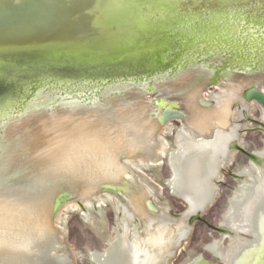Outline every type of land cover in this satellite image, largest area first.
<instances>
[{"label": "rangeland", "instance_id": "obj_1", "mask_svg": "<svg viewBox=\"0 0 264 264\" xmlns=\"http://www.w3.org/2000/svg\"><path fill=\"white\" fill-rule=\"evenodd\" d=\"M223 12L225 10L211 11L209 18L204 16V19L191 14L185 23L174 20L180 17L179 14H169L163 26L165 34L159 29L160 26L155 29L156 35L147 41L150 47L148 51L126 56L118 62L93 64L92 67L86 63H40L4 70L2 74L5 76L0 78V183L6 179L16 182L17 188L27 189L30 193H51L53 196L61 194L63 190L72 192L77 183L78 174L50 167L53 155L35 151L25 133L20 131L12 136L7 135L8 127L22 119L40 114L53 116L57 110L91 112L98 119H104L106 112H112L110 106L116 100H131L130 103L134 104L144 101L147 109L143 115L147 116L148 107L156 106L166 83L176 81L187 73H195L196 80L175 90L171 96L182 97L196 83L204 82L207 87L202 99L206 102L228 95L222 87L231 85L239 74L264 75V17L252 14L250 18H245L243 14H237L230 19ZM207 20H221V24H216L219 25L217 29L209 26L210 30H205L203 27L208 26ZM226 27L234 30L228 31ZM163 38L167 41L166 45L162 44ZM162 49L168 52L159 62L157 56ZM262 91L264 93V88ZM250 105L242 119L240 107L234 106L232 126L225 136L229 132L231 134L223 141L240 136L238 146L256 156V153L264 152V108L255 100ZM106 106L109 108L104 110ZM35 127L32 125L31 129ZM182 135L192 141L181 140ZM212 136L206 139H212ZM157 138L156 157L121 158V163L127 168L125 179L135 180L149 194L154 193L152 203L158 207L170 206L171 214L179 218L187 210L188 204L175 196L170 185L175 177L173 156L199 148L203 138L190 130L183 120L171 121L163 126ZM232 151L227 162L218 157L220 177L212 182L216 191L215 201L199 213L200 220L190 218L188 223L192 232L181 240V246L178 241L174 249L176 253L167 264H189L200 257L213 264H264L263 169L243 152L237 149ZM16 165L24 167L25 172L12 177L6 175L5 171L13 173L15 168L12 167ZM213 166L214 163H211L208 169L211 171ZM252 168L259 170L260 174L255 171V180L249 182L250 179L243 173ZM244 183L253 184L255 191L251 196L253 203L247 214V223L243 230L239 227L237 231L252 233V242L239 253L238 245H245L239 232L236 236L229 234L220 248L229 257L224 263L208 248L215 240L222 241L224 234L213 228H221V224L226 222L225 217L232 208L230 202ZM125 197L126 200H120L114 195L100 194L87 202L65 205L55 220L63 249L56 251L54 258H68L72 264H97L94 253L104 254L116 239V232L121 231V225L125 223L130 225L129 235L134 241L132 234L141 230V222L137 217L130 216L129 198L127 195Z\"/></svg>", "mask_w": 264, "mask_h": 264}, {"label": "bare ground", "instance_id": "obj_2", "mask_svg": "<svg viewBox=\"0 0 264 264\" xmlns=\"http://www.w3.org/2000/svg\"><path fill=\"white\" fill-rule=\"evenodd\" d=\"M241 1L243 0L239 2ZM112 9L113 23L111 21L103 25L110 24L117 29L116 36H112L114 45H133L140 37L139 30L146 23L149 11L145 12L140 0H117L110 8ZM245 9L235 8L239 13L229 11L228 16L233 19L237 14H243ZM214 13L212 15H216ZM223 14L227 15L226 12ZM220 22L221 20L210 21L203 29H217L219 25L216 24ZM226 28L228 31L234 30ZM195 80V73H187L176 81L166 83L162 88L164 92L160 95L158 106H149L147 116L143 115V111L147 109L144 101L134 104L130 103L131 100H116L110 106L113 108L112 112H106L104 119H98L91 112L57 110L53 116H30L8 127L7 135L12 136L21 131L27 135L28 143L35 151L53 155L50 167L78 174L74 190L61 192L72 196L73 200L69 203H83L97 198L102 193L98 186L104 184L112 186L104 190L110 195L113 194L108 190H117L118 193L123 191L128 195L129 214L140 219L142 228L133 232V241L129 235L131 229L128 224L121 225V231H117L116 239L110 243L106 253H94L93 258L97 264H167L174 254L177 240L185 238L188 233L187 224L183 220L165 212L150 213L144 201L151 200L152 196L135 180L131 181V188L116 185L126 180L127 168L121 163V158L156 157L159 144L157 136L165 126L161 118L166 110H178L183 113L186 126L203 138L199 148L173 156L175 177L170 185L175 195L191 205L187 216L204 210L206 205L213 202V189L208 185V181L217 177L218 156L221 154L224 161L230 158L229 142L224 144L222 138L227 140V136L231 134L229 132L225 136L224 133L232 126L233 108L239 101L242 102L243 109L248 108V104L241 100L242 95L251 90L246 100L252 102L254 91L263 92L259 89L264 88V75L239 74L231 85L222 87L228 95L219 97L214 106L203 105H208L202 99L207 87L204 82L196 83L182 97L171 96L175 90L186 87ZM108 108L109 106L103 107L104 110ZM32 125L36 127L31 129ZM211 134H216V137L206 139ZM234 138L233 136L232 139ZM180 139L192 141L186 135H182ZM255 158L259 164L262 163L257 156ZM211 163H214V166L210 171L208 166ZM12 168H15L13 173L5 171L9 177L22 175L26 170L17 165ZM255 169H247L243 175L254 181V172L257 171ZM252 190L253 187L247 185L235 196L231 213L223 226L231 228L240 220L246 223L248 208L246 211L242 208ZM61 195L30 193L27 189L17 188L16 182H8L6 179L0 183V264H72L68 258L59 259L53 256L56 251L63 249L59 241V231L55 227L57 215L54 213ZM151 208L157 211L154 205H151ZM232 213H235V216H231ZM178 231L181 235L177 234ZM210 250L218 257H225L216 244L212 245ZM189 264L208 263L204 258H198Z\"/></svg>", "mask_w": 264, "mask_h": 264}, {"label": "water", "instance_id": "obj_3", "mask_svg": "<svg viewBox=\"0 0 264 264\" xmlns=\"http://www.w3.org/2000/svg\"><path fill=\"white\" fill-rule=\"evenodd\" d=\"M117 0H0V78L4 70H13L25 65L50 64H103L121 61L126 56L150 49L147 41L153 39L159 26L164 32L165 17L177 13L174 20L185 23L191 14L208 16L211 11L223 9L237 12L235 8L245 7L243 15L257 14L264 17V0H140L145 12L149 11L139 30L140 37L131 46L114 45L112 36L118 33L114 26L105 24L112 21ZM226 7V9H225ZM120 8V7H119ZM118 10V9H117ZM229 12V13H230ZM242 12V11H241ZM144 14V13H143ZM204 18V17H203ZM196 22V21H195ZM169 23V22H168ZM170 24V23H169ZM166 45L165 38L161 39ZM157 60L162 62L168 50L162 49ZM246 73V72H244ZM1 88V85H0ZM252 100L264 107V93L254 91ZM158 103H155L156 106ZM178 110H166L162 114L163 125L175 120H184ZM235 149L257 161L254 155L239 146ZM115 197L123 199L117 190H108ZM72 196L62 194L55 205V215L67 205ZM200 220L199 216L192 218ZM213 230L225 233L223 228Z\"/></svg>", "mask_w": 264, "mask_h": 264}, {"label": "flooded vegetation", "instance_id": "obj_4", "mask_svg": "<svg viewBox=\"0 0 264 264\" xmlns=\"http://www.w3.org/2000/svg\"><path fill=\"white\" fill-rule=\"evenodd\" d=\"M259 90H263V89H259ZM251 90H249V91H247L246 93H244L243 95H242V101H245L247 104H248V108L247 109H243V107H242V102L241 101H239L236 105H238L240 108V111H241V113H240V118L242 119L243 117H244V112L245 111H247L248 109H249V107L251 106L250 105V102L249 101H247L246 100V96L248 95V93L250 92ZM207 104L208 105H206V104H203L204 106H214L215 104H216V101H213V102H207ZM264 111V110H263ZM183 122L185 123V120H183ZM231 122H232V120H231ZM225 134V133H224ZM213 138H215L216 137V134H213V136H212ZM210 140V139H209ZM240 141V136L238 137V138H234V139H232V140H228V141H223V138H222V142L225 144L226 142H229V145H228V150L230 151V156H231V154H232V150L234 149V147H235V145H238V142ZM159 145V144H158ZM158 148V147H157ZM157 148H156V151H157ZM256 156H257V158L262 162L260 165H261V167H262V169H263V173H264V152L263 153H256ZM220 159H222L223 160V162H227V161H224V159H223V157H222V155L220 154L219 156H218ZM220 168L218 167V171H217V177L215 178V179H213V180H209L208 181V185L213 189V202L215 201V198H216V191H215V189L213 188V186H212V182L213 181H215V180H217V179H219V177H220ZM258 171V174H260V171L259 170H257ZM246 178H248V179H250L249 180V182H251V181H253V179H251L250 177H248V176H245ZM116 185H118L119 187H128V188H131V187H133V185L131 184V181H126V180H124L122 183H119V184H116ZM139 185V184H138ZM249 185H253V184H249ZM140 186V185H139ZM245 186H247V183H244V185L242 186V187H240L241 189V191L242 190H244V187ZM98 187H100V189H101V191H102V193L101 194H108L107 192H105L104 190L106 189V188H110V187H112V186H110V185H107V184H104V185H99ZM253 187V190H252V192H251V195L245 200V202H244V204H243V207L244 208H242V209H244L245 211L247 210V208H248V211H249V209H250V207H251V205H252V203H253V200H252V198H251V196H252V194L254 193V186H252ZM114 188V187H113ZM241 191H239V192H241ZM238 192V193H239ZM120 194H121V196L123 197V199H120V200H126V197H125V195H127L125 192H123V191H121V192H119ZM237 193V194H238ZM61 194H63V193H61ZM60 194V195H61ZM129 194V193H128ZM175 194V193H174ZM236 194V195H237ZM153 195H154V193L153 194H151V196H152V198H151V200L153 199ZM235 195V196H236ZM176 196V195H175ZM127 197H128V195H127ZM177 197V196H176ZM129 198V197H128ZM177 198H179V197H177ZM180 200H182V201H184V202H186L187 204H188V208H187V210L185 211V213H183L182 214V216L181 217H179V218H177V219H181V220H183L186 224H187V227H188V233H187V235L185 236V237H187L188 235H190L189 234V232H192V228L190 227V225H189V220H190V218L192 217V216H194V215H197V214H199L200 212H202L203 210H201V211H198L197 213H195V214H193V215H191V216H187V211L188 210H190L191 209V205L185 200V199H183V198H179ZM151 200H145L144 201V203H145V206H146V209L150 212V213H154V214H158V213H163V212H165L166 214H168L169 216H172V217H174L172 214H171V207L170 206H164V207H158L157 205L155 206L153 203H152V201ZM233 200V199H232ZM212 202V203H213ZM211 204V203H210ZM230 204H231V207H232V201L230 202ZM151 205H154L156 208H157V211H154L152 208H151ZM232 209V208H231ZM248 211H247V214H248ZM231 213V210H230V212H229V214ZM237 213H239V211H237ZM228 214V215H229ZM228 215L225 217V219L228 217ZM231 216H235V213H232L231 214ZM135 217H137V216H135ZM138 218V217H137ZM174 218H176V217H174ZM139 219V218H138ZM247 219H248V216L246 215V223H247ZM140 220V219H139ZM141 222V221H140ZM239 223H236L233 227H231V228H228V227H225V226H223L224 224H221V228H223L224 230H226V233H224V235L222 236V241H219V240H215L214 242H213V244H211L210 246H209V248H208V251L210 252V253H212L217 259H219L221 262H224V263H227V261H228V259H229V257H227V256H225V254L220 250V248L223 246V243H224V241L226 242V240L229 238V234H233V236H236V234H238L237 232H239V231H237V228H239V227H241V229L243 230V228L245 227V225H246V223H244L243 222V220H240V221H238ZM128 224V223H127ZM128 226H129V228H130V225L128 224ZM117 233V232H116ZM177 234L178 235H181V232H177ZM252 233H249L248 231H246V230H244V232L243 233H241V232H239V236H241V239H242V244H245V245H243L244 247H242V245H238V248H240V252L239 253H241V251L243 250V249H245L246 248V245L247 244H249V243H251L252 242ZM181 237V236H180ZM184 238H180L179 240H177V244H176V246H175V248L177 247V245H178V241H180L179 242V246H181V240H183ZM254 241V240H253ZM214 244H216L217 246H218V249H219V251L220 252H222V254H224V256L225 257H222V255L221 256H216L211 250H210V247L212 246V245H214ZM234 248V247H233ZM242 249V250H241ZM107 251V250H106ZM106 251H105V253H106ZM175 253H176V251L174 250V254L172 255V257L175 255ZM200 258H203V257H200ZM208 264H213V263H211V262H209V261H207V260H205Z\"/></svg>", "mask_w": 264, "mask_h": 264}]
</instances>
